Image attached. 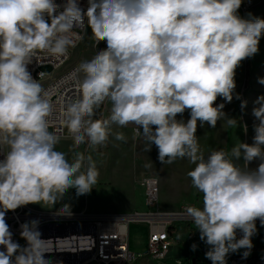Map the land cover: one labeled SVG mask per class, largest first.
I'll list each match as a JSON object with an SVG mask.
<instances>
[{"label":"clouds","instance_id":"9594fccd","mask_svg":"<svg viewBox=\"0 0 264 264\" xmlns=\"http://www.w3.org/2000/svg\"><path fill=\"white\" fill-rule=\"evenodd\" d=\"M242 2L86 0L85 8L81 0H0V264H51L39 220L20 224L21 246L6 222L8 211L28 204L51 209L68 190L82 196L98 182L91 155L74 151L69 160L56 149L61 137L48 130L53 104L41 83L46 73L34 79L29 71L41 53L67 58L89 29L96 46L105 47L79 64V96L60 113L73 148L106 146L110 136L126 143L112 125H135L132 138L143 136L146 152L154 144L162 165L177 159L194 165L187 176L202 193V207L188 206L186 214L209 246L206 258L227 264L230 253L250 255L256 222L264 226V95L252 109V144L205 155L196 135L198 122L238 127L224 108L241 100L236 69L259 52L264 36V19L242 17ZM258 82L264 85V78ZM106 102L109 116L94 118ZM186 110L187 122L177 119ZM56 215L71 216V205L62 204Z\"/></svg>","mask_w":264,"mask_h":264},{"label":"built area","instance_id":"2783aa9c","mask_svg":"<svg viewBox=\"0 0 264 264\" xmlns=\"http://www.w3.org/2000/svg\"><path fill=\"white\" fill-rule=\"evenodd\" d=\"M261 1L263 0H243L241 9L245 18ZM57 2L63 3L64 0ZM81 5L86 8V0H81ZM97 46L105 44L101 41ZM70 58V49L67 58L53 59L41 53L37 57V62L29 65V71L34 79H39V72L46 73L41 83L53 104V115L48 130L59 136H69L60 120V113L68 101L79 96L76 75L78 65L68 66ZM44 67H52V71L47 72ZM0 159L3 157L0 156ZM140 184L145 194L147 208L145 211H136L132 214H91L83 210L72 212L71 216H58L56 211H37L26 205L8 211L5 219L13 233V240L21 246H25L26 241L20 236V224L34 219L39 220L42 238L50 242L51 252L46 254V258L51 264H137L139 257L129 249L130 223L145 222L149 225V237L143 257L163 261L169 258L174 241V226L178 221H191L186 214V209L190 205L183 204L176 212H164L160 208L159 179L146 174L141 178ZM237 238H240V233ZM261 239H264V235L252 237V243L255 244ZM254 249L259 250L260 247L255 245L251 250ZM0 250H3L2 246ZM242 253L240 251L230 253L227 264H264V256L249 255L243 258Z\"/></svg>","mask_w":264,"mask_h":264},{"label":"rangeland","instance_id":"374dc122","mask_svg":"<svg viewBox=\"0 0 264 264\" xmlns=\"http://www.w3.org/2000/svg\"><path fill=\"white\" fill-rule=\"evenodd\" d=\"M242 17H245L243 10H238ZM252 17H259L264 19V0L256 4L248 13ZM105 46H96L94 39L91 36L90 29L88 34L84 36L82 42L75 48L70 49L71 58L68 62L70 65H78L86 60H90L96 53L97 50L103 49ZM264 36H262L259 43V52L251 58L245 59L241 62V65L236 69L235 80L238 82L239 94L241 100L246 101L247 104L244 108L241 107V100H239L238 106L235 109L234 117L238 121V127L233 128L230 141H224L223 149L231 151V148L240 142L252 144L253 137L255 135L253 129L254 117L252 115V109L256 107L255 101L258 97L264 95V85L258 82L259 78H264ZM45 71H52V67H44ZM105 111L110 114V104L105 103L97 111V115L94 118H103ZM102 114V116H101ZM107 114V113H106ZM247 125V132L245 133L243 125ZM126 127H122V130ZM60 142L57 144L56 149L62 151L71 160L72 153L74 151H81L85 155H91L93 160L96 161L97 167L100 172L97 184L93 187L89 194L77 196L75 189H70L65 194L63 200L56 204L54 208H49L43 204H28L27 206L37 211H56L62 204L68 203L71 205L72 210H87L91 214H105V213H119V214H131L135 211V208H131L127 205V202L131 200L133 195H137V184H140V180L143 175L134 177L135 184L127 185V167L124 164L123 150L119 147L109 149L108 146H92L88 143L81 144L78 148H73V142L70 136H60ZM210 151L206 150L204 153L207 155ZM239 163H243L241 160ZM258 161H253L250 165L252 168L256 166ZM158 167V160L156 163ZM179 167L184 170L188 168L185 165L184 159H177L172 164L160 166V171L151 173L159 178L160 185V204L165 207V202L168 205L176 207L177 201L182 204H189L191 206L202 207V193L198 192L192 187L190 178L187 183L186 177L183 174L177 176L178 182H170L169 176L174 171V168ZM132 178V176H131ZM161 179V180H160ZM194 189V190H192ZM192 190V191H191ZM194 191V192H193ZM174 210V209H173ZM176 210V209H175ZM140 211H145L140 209ZM257 223V234L264 235V226ZM179 225V226H178ZM186 228L193 233V237L186 233ZM175 242L177 244L174 249L177 252V259L180 264H188L183 255V251H189L192 260H196L197 264H209L211 261L205 256L209 246L200 240L199 231L196 229V225L192 221H178L175 229ZM176 231V232H175ZM149 235V225L145 222L132 221L130 223L129 233V249L132 253H135L137 257L141 258L147 249V241ZM180 237L177 239V237ZM193 244L197 245L195 251L191 249ZM260 247L259 250H251L250 256L258 255L264 256V239L253 244ZM243 252L244 249L239 250ZM177 261V262H178ZM176 262V264H177Z\"/></svg>","mask_w":264,"mask_h":264},{"label":"crops","instance_id":"0c3cea01","mask_svg":"<svg viewBox=\"0 0 264 264\" xmlns=\"http://www.w3.org/2000/svg\"><path fill=\"white\" fill-rule=\"evenodd\" d=\"M263 56H264V51H263ZM236 92L239 93L238 82H236ZM221 102H223V101L220 98H218L216 103H221ZM238 103H239V100H236L234 98L231 103H227L225 105L224 111L230 117H234V112H235L236 107L238 106ZM107 111H105V108H104L103 118L108 117V116H106V115H108ZM189 118H190L189 112L187 110L183 113L182 116L178 115V117H177V119H183L185 122H187V120ZM223 123H224L223 121H218L216 127L212 128L207 124H205L203 127H200L199 122H198L196 135L198 137L200 149L202 152H205L206 150L211 151L213 149H216V150L223 149L222 146L224 144V141H226V142L230 141L231 135H232L234 129L226 127V126H222ZM135 127H136L135 125L129 124L128 126H126V130H125V128L122 130V127L112 125L113 132H123L127 137V142L125 143V142H121V141H116L114 139V137L110 136L109 142L107 143V146L109 149L114 148V147H119L123 150L124 164L128 169L126 172V175H127L126 183H127V185H129L131 183L135 184L134 177H136V176H139V175L144 176L146 174L153 175L151 173H154L157 170L160 172L163 171V170L159 169V168H161L160 166L162 164L159 162V160L157 158L158 157V149L156 148V146L153 144L151 151L146 152L144 150L145 144H146L144 137L141 136L135 140L132 138L133 129ZM157 160H158V167L159 168H156ZM184 161H185V165L189 171L192 170V168H194V165L190 164L186 159H184ZM166 165H168V164H164L165 169H166ZM249 166L251 167V165H249ZM173 168H174V171L172 172V174H174V177H173V175L170 174V176H169L170 182H172V183L178 182L177 176L179 174H183L186 177L185 181L187 183H189L188 181L190 179L187 176V172H186L187 169H185V166H184V170L179 168V167L175 168L174 166H173ZM154 169H155V171H154ZM131 176H132V178H131ZM153 176H155V175H153ZM190 182H191V180H190ZM137 189H138L137 195H133L131 197V200L129 202H127V205H130L131 208H135V211H133L132 213H135L136 211L141 212L140 209H144V210L147 209L146 204H145L144 189L141 186V184H137ZM192 190H194V189H192ZM165 204H166L165 207H163L160 204V208L162 211H164V212H176L180 209V207L184 203L180 204L177 201L175 203V204H178L176 207H172L171 205H168V202H165ZM79 211H82V210H72V212H79ZM174 229H175V226H174ZM185 230H186V233L189 234L192 238V232H190V230L188 228H186ZM175 234L176 233H174V241H173V245H172L168 259L160 261V260H154L152 258L142 256L141 258H139L137 264H176L178 259L176 257L177 256L176 255L177 254L176 249H174V247L177 246V244L175 242ZM148 237H149V235H148ZM183 255L185 256L188 264H192V257H191L190 252L189 251H183ZM178 262H177V264H178Z\"/></svg>","mask_w":264,"mask_h":264},{"label":"water","instance_id":"95a60500","mask_svg":"<svg viewBox=\"0 0 264 264\" xmlns=\"http://www.w3.org/2000/svg\"><path fill=\"white\" fill-rule=\"evenodd\" d=\"M192 264H197L196 260H192ZM209 264H212V262H210Z\"/></svg>","mask_w":264,"mask_h":264}]
</instances>
